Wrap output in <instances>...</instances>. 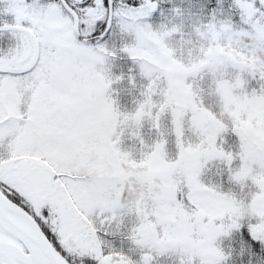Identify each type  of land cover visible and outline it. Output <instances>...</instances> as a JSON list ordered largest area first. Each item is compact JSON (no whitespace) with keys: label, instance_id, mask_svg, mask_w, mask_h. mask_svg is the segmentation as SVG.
Returning a JSON list of instances; mask_svg holds the SVG:
<instances>
[{"label":"snow or ice","instance_id":"obj_1","mask_svg":"<svg viewBox=\"0 0 264 264\" xmlns=\"http://www.w3.org/2000/svg\"><path fill=\"white\" fill-rule=\"evenodd\" d=\"M0 264H264V0H0Z\"/></svg>","mask_w":264,"mask_h":264},{"label":"rangeland","instance_id":"obj_2","mask_svg":"<svg viewBox=\"0 0 264 264\" xmlns=\"http://www.w3.org/2000/svg\"><path fill=\"white\" fill-rule=\"evenodd\" d=\"M121 63H122V64H131L130 61H122Z\"/></svg>","mask_w":264,"mask_h":264},{"label":"trees","instance_id":"obj_3","mask_svg":"<svg viewBox=\"0 0 264 264\" xmlns=\"http://www.w3.org/2000/svg\"><path fill=\"white\" fill-rule=\"evenodd\" d=\"M5 47H6V45H4ZM125 65V68H127V67H130L131 66V64H124Z\"/></svg>","mask_w":264,"mask_h":264}]
</instances>
